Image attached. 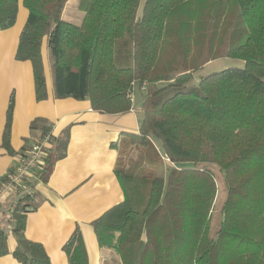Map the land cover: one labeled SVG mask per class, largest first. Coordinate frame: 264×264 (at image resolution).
Returning a JSON list of instances; mask_svg holds the SVG:
<instances>
[{
	"label": "trees",
	"instance_id": "16d2710c",
	"mask_svg": "<svg viewBox=\"0 0 264 264\" xmlns=\"http://www.w3.org/2000/svg\"><path fill=\"white\" fill-rule=\"evenodd\" d=\"M67 1L23 0L28 15L15 58L30 61L36 99L47 98L44 38L54 97L87 99L97 112L120 114L131 109L134 84L144 92L139 131L125 138L140 148L138 158L123 168L117 162L114 171L123 200L91 222L98 245L113 249L121 264H264V0H79V25L62 20ZM17 4L0 0V30L15 23ZM218 58L243 66L191 83ZM12 109L10 98L2 134L8 151ZM48 129L43 119L30 123L31 131ZM65 147V137L51 141L39 177ZM162 159L170 168L154 176ZM211 166L225 186L214 234ZM23 202L16 245L9 251L0 230V256L51 264L41 244L23 234ZM62 248L68 264H88L78 229Z\"/></svg>",
	"mask_w": 264,
	"mask_h": 264
},
{
	"label": "crops",
	"instance_id": "0c3cea01",
	"mask_svg": "<svg viewBox=\"0 0 264 264\" xmlns=\"http://www.w3.org/2000/svg\"><path fill=\"white\" fill-rule=\"evenodd\" d=\"M27 15L23 0H18L15 23L0 30V179L16 166L19 156L42 134L40 130H30L31 121L43 119L55 141L66 138V147L61 157H50L49 162H52L45 178L39 177L36 171L28 180L32 182L29 186L33 194L26 199L29 209L25 213L23 234L41 244L51 264H68L62 247L78 229L88 264H105L104 259L111 258L112 249L98 245L91 222L123 200V190L114 172L119 160L114 145L123 142L128 134L138 133L143 87L133 85L131 109L120 114L97 112L87 99L56 98L44 38L41 56L47 98L37 100L30 61L15 58ZM10 98L13 109L9 133L11 151H8L2 144V134ZM45 163L46 159L40 170ZM4 224L0 214V230L4 229ZM8 233L5 236L11 251L16 241ZM0 264L21 263L8 253L0 256Z\"/></svg>",
	"mask_w": 264,
	"mask_h": 264
},
{
	"label": "rangeland",
	"instance_id": "374dc122",
	"mask_svg": "<svg viewBox=\"0 0 264 264\" xmlns=\"http://www.w3.org/2000/svg\"><path fill=\"white\" fill-rule=\"evenodd\" d=\"M78 2L79 0H68L65 8L62 13V20L71 24L79 25L82 22L83 19V11L78 8ZM144 2V0H141V4ZM48 57H49V65L50 68H52V58L48 51ZM243 63L239 59H233V58H218L215 60L210 61L206 65H204L202 68L198 69L194 73V77L191 81L192 84H197L198 80L202 76H206L208 74H211L213 72H217L220 70H223L225 68L229 67H242ZM126 146L124 147L120 142L118 143V153H119V167L123 168L126 166L127 159H131L130 161H135L138 158V153L140 148L139 147H129L130 144L124 140ZM151 146L154 148V150L157 152V154L161 157V149L159 143L152 139ZM131 148V149H130ZM160 168L159 170L154 172V176H164L168 169L170 168L168 164H166L165 160H160ZM187 166L189 164H186ZM215 179L217 182V195L213 204L212 209V215H211V221H210V233L214 234V232L218 229L219 222L221 220V204L225 197V186L222 180L221 172L217 169L215 166H211ZM137 169H143V165L137 167ZM137 174L142 175V171H136ZM9 236H12L14 238V234L12 232L8 233ZM116 252L112 249L110 252L111 258L104 260L106 261L105 264H121ZM115 254V255H113Z\"/></svg>",
	"mask_w": 264,
	"mask_h": 264
},
{
	"label": "built area",
	"instance_id": "2783aa9c",
	"mask_svg": "<svg viewBox=\"0 0 264 264\" xmlns=\"http://www.w3.org/2000/svg\"><path fill=\"white\" fill-rule=\"evenodd\" d=\"M53 139L50 130L41 134L19 156L16 166L0 179V214L5 223L3 233L14 230L17 208L24 203L23 200L32 197L33 188L27 182L34 172L40 171L39 167L48 154L45 149Z\"/></svg>",
	"mask_w": 264,
	"mask_h": 264
}]
</instances>
